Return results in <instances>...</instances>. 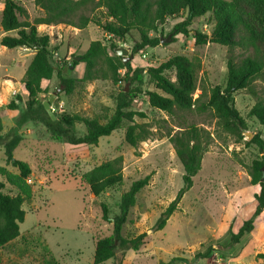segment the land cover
<instances>
[{"label": "rangeland", "instance_id": "rangeland-1", "mask_svg": "<svg viewBox=\"0 0 264 264\" xmlns=\"http://www.w3.org/2000/svg\"><path fill=\"white\" fill-rule=\"evenodd\" d=\"M16 1L28 11L29 21L44 16V11L34 0ZM0 3L4 4V0H0ZM3 4H0V41L4 35L17 36L16 31L3 34ZM104 12H96L95 17H100L104 22ZM185 17L186 13L178 18L167 19L165 25L150 36L168 37L175 25ZM20 20L23 18L20 17ZM214 26L213 14L208 13L196 19L190 30L209 36ZM38 30L41 35L50 36L54 66L59 68L63 64L65 76L73 79L83 78L85 64L72 67V59L86 53L92 42L102 41L108 47L110 56L118 57L117 49L125 46L133 53L135 44L140 40L135 31L123 40L113 38L94 24L82 30L74 28L68 31L69 26L63 24L56 25L55 29L39 26ZM192 34L189 37L179 34L175 41L172 38L168 44L133 53L130 62L145 70L142 85L125 82L121 71L118 83L110 79L80 83L73 94L66 95L61 93L55 73L45 85L47 96L59 90L51 105L53 113L58 116L79 114L98 118L105 123L114 114L117 98L121 94L130 95L133 89L140 88L142 92L154 91L163 95L147 75V69L157 68L175 56L198 58L201 61L194 99L200 96L203 86L207 91L215 86L224 88L229 55L232 53L241 60L251 52L241 46L230 52L228 47L219 44L198 45ZM34 54V51L23 47L8 49L0 42L2 135L5 141L21 137L14 158L26 162L32 169V175L27 180L32 186V197L22 206L26 216L20 224V237L1 250L2 264H94L96 242L113 233L112 224L103 221L101 204L107 206L110 217H115L119 214L122 195L133 182L147 176H151L149 185L137 195L136 205L131 209L123 229L124 236L129 238L145 234L144 245L138 251H128L123 258L118 254L103 264H119L121 260L123 264H164L173 258H180L176 264H186L184 261H193L196 254L209 249H212V253L208 259H204L203 264L264 262V217L262 224L255 222L258 231H253L239 244L228 248L230 228L233 233H237L243 222L253 216L256 209L255 195L260 189L259 185H251L248 169L262 154L256 145L248 143L250 140L245 133H252L253 137L260 133L264 139V126L249 116L256 102L251 94L240 91L234 96L235 106L247 124L243 140H237L219 129L211 112H178L171 117L152 108L142 94L133 100L129 110L146 114V119L136 117L135 122L151 126L154 132L151 139L140 143L137 148L131 147L125 141V132L130 123L124 121L119 130L109 137H102L97 146L69 149L61 141L53 140L40 121L21 120L28 99L23 91L22 79ZM104 68L107 70V66ZM165 76L172 81L176 79L174 70L165 72ZM255 90L264 99V80L255 83ZM17 96H21V101L17 100ZM12 101L17 105L13 111L7 108ZM42 112L40 110L38 113ZM191 124L209 131L212 143L203 157L200 172L193 179V187L183 196L178 210L170 217L165 228L155 231L162 213L184 187L183 166L168 134L173 135L181 129L180 126ZM75 134L77 137L86 134L84 124H76ZM119 156L123 158L122 183L98 197L93 196L89 187L81 182L82 175ZM0 166L18 174L16 168L7 165L5 147L1 144ZM0 192L11 195L19 193L1 175ZM239 253H243V257L238 262L234 257Z\"/></svg>", "mask_w": 264, "mask_h": 264}, {"label": "trees", "instance_id": "trees-1", "mask_svg": "<svg viewBox=\"0 0 264 264\" xmlns=\"http://www.w3.org/2000/svg\"><path fill=\"white\" fill-rule=\"evenodd\" d=\"M35 4L44 11V16L29 21L26 8L16 0H4L1 27L5 33L17 32V36L4 35L1 45L8 49L23 47L35 52L34 57L22 79L23 91L27 94L26 112L21 120H38L51 133L53 140L61 141L65 147L75 149L80 147L97 146L102 137H109L122 127L124 121L130 123L125 132V141L133 148L153 137V131L148 123H136L135 118L146 119V114L129 110L133 100L144 95L152 108L158 109L173 117L178 112L199 113L211 112L217 120V126L223 132L243 140L247 124L235 106V94L247 91L256 102L249 112L264 126V99L257 95L255 83L264 80V0H34ZM98 11L103 13V20L95 17ZM186 13L182 22L175 25L171 33L173 41L179 34L189 37L193 32L190 27L196 19L208 13L213 14L215 26L209 36L197 31L192 34L198 45L214 43L229 48L230 52L241 46L251 54L238 60L231 53L227 60V81L224 88L215 86L209 91L203 86L201 94L194 99L198 90V74L201 61L198 58L189 59L185 56H175L162 63L157 68H148L147 75L154 82L156 88L163 93L154 91L142 92L140 88L132 93L121 94L117 98L114 114L102 123L98 118L83 117L79 114L58 116L55 120L45 111L44 99H48L46 84L54 74L59 79L61 93L71 95L80 83L95 80H121V71L125 82L131 85H142L144 82L143 68L135 67L131 62L124 63L123 57L110 56L108 47L102 41H94L80 60L75 58L71 66L85 64L82 79L65 76L63 64L56 68L52 63L50 51V36L41 35L40 25H67L76 29H85L90 24L100 27L106 35L123 40L131 32L139 34L140 40L135 44L133 53L136 54L146 48H155L161 44L158 37H152L164 26L167 19L178 18ZM20 17L23 20H20ZM107 66V70L104 68ZM175 71L176 79L172 81L165 76L167 71ZM206 98V99H204ZM21 101V96H17ZM38 108H35L36 106ZM11 111L17 108L16 102L7 105ZM42 110V114L38 112ZM84 124L86 134L77 137L76 124ZM175 134H168L176 155L184 170V187L179 191L175 200L162 213L155 226V231L165 228L170 217L178 210L183 196L193 187V179L202 168V161L208 151L212 136L209 131L194 124L179 127ZM4 126L0 108V144L5 147L6 163L18 170V174L11 173L6 167L0 166V175L18 190L17 195L0 192V252L10 243L20 237V224L25 221L26 213L23 204L32 197V186L27 182L32 175V169L26 162L14 158V151L21 142L16 136L8 141L2 135ZM256 145L262 156L255 159L249 166L250 183L259 185L260 192L255 195L257 202L253 216L244 221L237 233L230 228L231 241L228 248L239 244L241 240L251 234L255 228V220L264 215V139L257 133L249 142ZM123 158L121 156L96 166L81 177V182L87 185L93 196L98 197L108 190L120 185L123 181ZM151 176L132 183L130 189L121 197L119 214L110 217L108 208L101 204L103 221L112 224L111 236L99 239L95 245L94 264H103L115 258L118 254L125 257L128 251H138L144 245L145 234L135 238L125 237L124 226L128 222L130 211L135 207L137 195L149 185ZM212 253L209 249L205 253L195 255L193 261L186 264H198L208 259ZM180 258H173L168 263L176 264ZM0 264L2 257L0 255ZM119 264H123L122 260Z\"/></svg>", "mask_w": 264, "mask_h": 264}, {"label": "water", "instance_id": "water-1", "mask_svg": "<svg viewBox=\"0 0 264 264\" xmlns=\"http://www.w3.org/2000/svg\"><path fill=\"white\" fill-rule=\"evenodd\" d=\"M160 41H161V44H166V43L168 44V43H170L172 41V35L169 34L168 37L161 38ZM116 53H117L118 56L124 58V63L130 62L131 59H133V57H134V54L131 53L129 51V49L127 47H125V46H121L119 49H117ZM75 60L79 61L80 57H77ZM58 93H59V90L55 91L54 94L50 95L48 97V99L45 100L44 103H43L45 111L49 114V116L52 117L53 120H55L56 116H55V114L52 111L51 105L54 102V100H55V98H56ZM245 134H246V138L248 140H251V138L253 137L252 133H245Z\"/></svg>", "mask_w": 264, "mask_h": 264}, {"label": "crops", "instance_id": "crops-1", "mask_svg": "<svg viewBox=\"0 0 264 264\" xmlns=\"http://www.w3.org/2000/svg\"><path fill=\"white\" fill-rule=\"evenodd\" d=\"M0 4H3V3H0ZM3 8H4V4H3ZM2 11H3V9H2ZM2 18V17H1ZM41 27H47V25H40ZM49 28L51 27V28H54L55 29V26H48ZM48 29V28H47ZM71 29H74L73 27L72 28H70V26H69V30L68 31H71ZM3 34H7V33H5L4 31H3ZM260 192V189L258 190V192H257V194ZM256 201V200H255ZM256 205H257V202H256ZM263 217H264V215L262 216V217H260V218H257L256 219V221L255 222H257V221H259L260 223L262 222V219H263ZM262 224V223H261ZM254 231H258V225H255V228H254ZM253 233V232H252ZM250 235V234H249ZM249 237V236H248ZM252 250H253V248H252ZM234 254V253H233ZM236 254V253H235ZM242 257H243V253H239L238 255H235V257H234V260H236V261H241V259H242ZM204 261L205 260H201V261H199L198 262V264H203L204 263ZM257 264V263H256ZM260 264V263H259ZM261 264H264V262L263 263H261Z\"/></svg>", "mask_w": 264, "mask_h": 264}]
</instances>
